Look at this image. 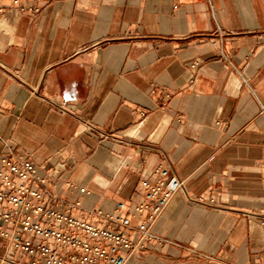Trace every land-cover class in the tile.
Instances as JSON below:
<instances>
[{"label":"crops","instance_id":"0c3cea01","mask_svg":"<svg viewBox=\"0 0 264 264\" xmlns=\"http://www.w3.org/2000/svg\"><path fill=\"white\" fill-rule=\"evenodd\" d=\"M15 1L0 159L44 166L57 209L102 224L169 167L188 192L125 264H264V0Z\"/></svg>","mask_w":264,"mask_h":264},{"label":"built area","instance_id":"2783aa9c","mask_svg":"<svg viewBox=\"0 0 264 264\" xmlns=\"http://www.w3.org/2000/svg\"><path fill=\"white\" fill-rule=\"evenodd\" d=\"M44 169L24 155L0 159V264H125L150 250L152 228L173 198L188 192L184 179L158 167L153 178L143 177L136 199L118 204L102 224L57 209L43 191ZM259 219L264 228V215Z\"/></svg>","mask_w":264,"mask_h":264}]
</instances>
